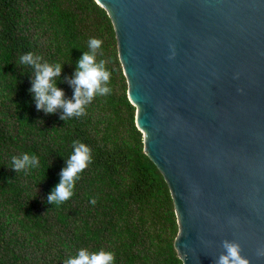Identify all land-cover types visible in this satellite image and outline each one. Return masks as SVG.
<instances>
[{
  "label": "trees",
  "instance_id": "obj_1",
  "mask_svg": "<svg viewBox=\"0 0 264 264\" xmlns=\"http://www.w3.org/2000/svg\"><path fill=\"white\" fill-rule=\"evenodd\" d=\"M90 38L103 41L97 59L108 61L112 92L67 121L61 109L38 110L33 71L17 66L19 57L63 64L58 86L71 99L69 80ZM128 88L114 23L96 0H0V264H64L81 248L113 251L115 264H184L170 187L145 152ZM75 140L93 160L74 195L51 204ZM25 152L40 166L17 173L11 158Z\"/></svg>",
  "mask_w": 264,
  "mask_h": 264
},
{
  "label": "water",
  "instance_id": "obj_2",
  "mask_svg": "<svg viewBox=\"0 0 264 264\" xmlns=\"http://www.w3.org/2000/svg\"><path fill=\"white\" fill-rule=\"evenodd\" d=\"M115 26L145 152L184 264L237 241L264 264V0H96Z\"/></svg>",
  "mask_w": 264,
  "mask_h": 264
},
{
  "label": "clouds",
  "instance_id": "obj_3",
  "mask_svg": "<svg viewBox=\"0 0 264 264\" xmlns=\"http://www.w3.org/2000/svg\"><path fill=\"white\" fill-rule=\"evenodd\" d=\"M102 39L90 38L88 50L79 59L73 78L69 83L74 87L71 99L65 98L64 90L58 86V80L63 71V64L43 61L42 56L27 52L18 59L17 66H24L33 71L32 87L36 107L45 113H55L62 110L61 119L81 117L86 114V106L97 96H106L112 92L110 85L111 70L108 61L97 59V53L102 47ZM72 153L68 156L66 167L60 173L61 179L47 197L49 203L60 205L74 195L76 182L80 174L93 160L92 148L79 140L73 141ZM40 166V158L35 154L22 153L11 158L10 167L19 173L25 169H36ZM96 203L93 198L90 201ZM224 252L218 257L216 264H249V259L241 254V245L237 241H224ZM264 255V252L258 253ZM64 264H115V253L100 249L90 251L79 249L74 255L64 260Z\"/></svg>",
  "mask_w": 264,
  "mask_h": 264
}]
</instances>
